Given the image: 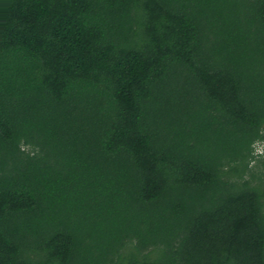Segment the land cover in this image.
<instances>
[{
    "label": "trees",
    "instance_id": "trees-1",
    "mask_svg": "<svg viewBox=\"0 0 264 264\" xmlns=\"http://www.w3.org/2000/svg\"><path fill=\"white\" fill-rule=\"evenodd\" d=\"M264 0H0V264H264Z\"/></svg>",
    "mask_w": 264,
    "mask_h": 264
},
{
    "label": "rangeland",
    "instance_id": "rangeland-1",
    "mask_svg": "<svg viewBox=\"0 0 264 264\" xmlns=\"http://www.w3.org/2000/svg\"><path fill=\"white\" fill-rule=\"evenodd\" d=\"M263 146H264V143H257L255 145V154L261 155V153L263 151Z\"/></svg>",
    "mask_w": 264,
    "mask_h": 264
}]
</instances>
